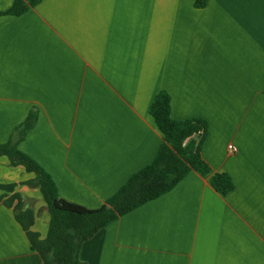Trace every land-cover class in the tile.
I'll use <instances>...</instances> for the list:
<instances>
[{"label":"crops","instance_id":"0c3cea01","mask_svg":"<svg viewBox=\"0 0 264 264\" xmlns=\"http://www.w3.org/2000/svg\"><path fill=\"white\" fill-rule=\"evenodd\" d=\"M13 1L0 0V12ZM196 1L41 0L0 16V144L35 112L17 147L62 199L99 209L152 162L162 135L149 107L159 92L171 119L207 123L200 156L233 182L222 196L190 171L85 241V264H264V0ZM34 178L0 156V185H15L0 196L18 195L43 239L49 213L24 184ZM3 200L0 264H42L14 218L16 200Z\"/></svg>","mask_w":264,"mask_h":264},{"label":"trees","instance_id":"16d2710c","mask_svg":"<svg viewBox=\"0 0 264 264\" xmlns=\"http://www.w3.org/2000/svg\"><path fill=\"white\" fill-rule=\"evenodd\" d=\"M41 0H14L0 16H19L33 9ZM204 0H197L195 6H202ZM264 95V88H263ZM149 114L162 135V143L150 164L130 175L124 184L109 197L99 209L90 210L62 199L50 175L28 155L21 152L17 144L36 122L35 112H30L17 127L6 143L0 144V156H5L12 166H23L35 178L24 184L36 187L41 193L49 213L46 236L41 239L31 230L34 215L23 209L18 195L12 194L3 200L5 206H12L16 222L21 226L31 245L41 258L42 264H85L78 258L81 245L92 238L110 222L124 216L144 204L159 198L172 190L190 171L209 177L211 187L225 196L233 190V182L225 173H211L209 166L200 156V147L207 135V123L200 118L175 121L170 117V99L167 93L159 92L151 102ZM197 136L196 150L184 148L186 139ZM15 185H0L5 193L13 191Z\"/></svg>","mask_w":264,"mask_h":264},{"label":"built area","instance_id":"2783aa9c","mask_svg":"<svg viewBox=\"0 0 264 264\" xmlns=\"http://www.w3.org/2000/svg\"><path fill=\"white\" fill-rule=\"evenodd\" d=\"M228 151H229V153L233 154L235 152V149H234V147L232 145H229L228 146Z\"/></svg>","mask_w":264,"mask_h":264}]
</instances>
